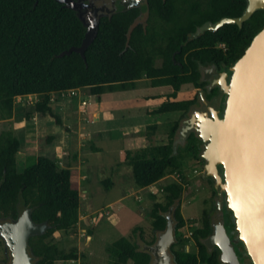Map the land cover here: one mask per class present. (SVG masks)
Listing matches in <instances>:
<instances>
[{
  "label": "trees",
  "instance_id": "trees-1",
  "mask_svg": "<svg viewBox=\"0 0 264 264\" xmlns=\"http://www.w3.org/2000/svg\"><path fill=\"white\" fill-rule=\"evenodd\" d=\"M248 7L249 0H147L143 8L126 10L118 4L114 13L101 16L97 36L83 57L76 51L65 53L81 45L85 37L86 26L77 11L57 0H0V118L12 117L18 96L38 95L37 112L50 113L54 93L89 88L101 96L134 89L146 74L150 86L173 89L153 113L182 114L171 127L168 142L128 149L124 163L132 166L138 187L150 186L169 174H182L185 161L203 160L204 141L191 131L176 144L181 122L202 103V97L213 104L219 91L218 87L208 88L201 68L215 66L222 72L233 65L264 27V7L255 9L242 23L228 22L215 31L205 30L196 37L192 34L207 21L239 17ZM144 9L148 11L146 22H137ZM185 84L195 86V95L176 99ZM20 145L12 130L0 133V219L17 220L21 209L27 207L35 222L47 221L51 228L30 237L29 251L37 264H55L59 258L69 257L50 237L76 223L80 193L73 185L70 167L59 168L49 156H39L19 172ZM164 191L165 202L156 203L151 212L153 228L166 229V214L174 206L176 264H222L220 251H210L202 240L212 232L208 213L204 226L193 233L199 251L182 248L184 184L170 182ZM107 251L112 257L110 264H150L152 257L126 236L114 241Z\"/></svg>",
  "mask_w": 264,
  "mask_h": 264
},
{
  "label": "rangeland",
  "instance_id": "rangeland-1",
  "mask_svg": "<svg viewBox=\"0 0 264 264\" xmlns=\"http://www.w3.org/2000/svg\"><path fill=\"white\" fill-rule=\"evenodd\" d=\"M147 14L143 12L137 22H146ZM83 16L88 20V14L83 12ZM156 64L159 66L160 61ZM172 91L169 86H150L143 74L136 88L130 90L101 96L92 94L89 88L54 93L50 113L37 112L38 95L18 96L12 117L0 118V133L12 130L21 141L19 172L39 156L54 158L59 168L72 170L80 207L76 223L50 237L69 257L59 258L55 264H110L107 247L118 238L129 237L140 247L144 240L155 239L159 232L153 228L151 212L156 203L165 202L164 186L173 181L184 184L182 248L197 252L192 234L201 224L203 199L212 198V189L205 188L207 179L201 177L205 161L188 159L182 174H169L147 187L136 185L132 166L124 163L128 149L168 142L170 129L182 112L156 114L153 109ZM195 93L193 84H185L176 98H191ZM153 125L155 128H149ZM212 201L205 205L212 207ZM27 209L23 207L21 214ZM5 250L6 243L0 236L1 264Z\"/></svg>",
  "mask_w": 264,
  "mask_h": 264
},
{
  "label": "water",
  "instance_id": "water-1",
  "mask_svg": "<svg viewBox=\"0 0 264 264\" xmlns=\"http://www.w3.org/2000/svg\"><path fill=\"white\" fill-rule=\"evenodd\" d=\"M57 1L77 11L86 26L81 45L72 46L65 53L76 51L85 57L87 48L97 36L101 16L114 13L118 7L115 2L112 7L107 3L97 5L95 0ZM142 1L120 0V4L126 10L139 6ZM259 7H264V0H249L243 15L225 17L216 23L207 21L192 37L205 30L215 31L224 23H242ZM83 8L91 9L86 13L88 20L81 12ZM201 69L204 80L209 81L208 88L218 86L219 96H227L226 109L219 117L208 109L210 102L202 97L203 106L194 107L182 120L175 143L183 142L191 131H195L204 141L201 155L206 160L207 173L217 179L218 215L214 231L205 243L208 246L218 243L225 249L224 259L238 264L221 227V204L225 200L236 218L238 238L235 241L244 242L253 264H264V27L253 37L244 54L224 72H219L215 66ZM226 72L230 73L229 82L224 80ZM218 100L215 98L213 105H217ZM217 164L224 167L222 173L217 171ZM173 210L174 206L167 213V227L157 243L146 246L155 256V264H173L168 252L175 241ZM49 228L51 225L47 221L35 222L29 208L15 222H0V235L11 250V264H34L29 239L46 233Z\"/></svg>",
  "mask_w": 264,
  "mask_h": 264
},
{
  "label": "flooded vegetation",
  "instance_id": "flooded-vegetation-1",
  "mask_svg": "<svg viewBox=\"0 0 264 264\" xmlns=\"http://www.w3.org/2000/svg\"><path fill=\"white\" fill-rule=\"evenodd\" d=\"M95 1H96V4L97 5H100V4H103V3H107L110 7H112L114 5V2L117 5V7H118V4H120V0H102V1L95 0ZM146 5H147V0H143L142 3L139 6H141L143 8ZM90 10H91L90 8H83L81 10V12H84L86 14V13H89ZM145 11H147V9H144L143 10V12H145ZM147 13H148V11H147ZM217 45L219 47H222L223 46L222 43H218ZM219 72H221V71H219ZM222 72H224V71H222ZM224 80L226 82H229V80H230V73L229 72H226L225 73ZM214 87H218V86H214ZM219 92H220V88H219L218 94L216 96V98L219 99L218 100V104L217 105H213L209 101L210 102V105H209L208 109H210L211 112L215 113V115L221 117L223 115V112L226 109L227 96L226 95H220L219 96V94H220ZM202 106H203V102L199 106H197V107H202ZM203 160L205 161L204 169H205L206 172L203 171L202 174H201V177H203V179H207L206 180L207 182H205L206 186L204 185L205 188H209L210 187L212 189V194H211L212 195L211 196L212 198L209 199V198L206 197V198L203 199L202 209H201L202 210L201 211L202 217H201V222H200L201 224L197 228V229H199V228H202L204 226V217H205L206 213H208V215L211 218L212 232L206 238L202 239L203 240V243H205V240L214 231V227H215V223H216V218H217V215H218V196H219L220 193H219V188L217 186V179L215 178L214 175H210V174L207 173V170H206V160L204 158H203ZM216 168H217V171L219 173H222L223 172L224 167L221 164H217L216 165ZM224 181L225 180L222 179V182H224ZM222 195H223V197H226V193L223 192ZM209 200H213L212 201V203H213L212 204V207H210V208L207 207V205L209 203ZM205 204H207V205H205ZM221 205H222L221 227L223 229V232H224L226 238L229 240V243H230L231 248H232L233 256L236 258L238 264H253L251 257L247 254V248H246V245L244 244V242H242V241H238V242L235 241V239L238 238V231H237V228H236V218H235V215H234L233 211L227 206L225 200L222 202ZM172 214H173V212H172ZM166 216H167V214H166ZM5 221L15 222L16 220L0 219V222H2V223L5 222ZM174 226H175V222H174ZM156 231H158V230H156ZM164 231H158L159 232V235L155 239H153L152 241L144 240L145 244L142 247H144V249L147 250L148 252H150L151 255H152L150 264H155L156 263V260H155L154 254L151 251H149L148 249H146V246H154L157 243V241L159 239V236ZM174 235H175V231H174ZM192 238L194 240V244H195L196 250L198 252L199 251V244L197 243V241H196L195 237L193 236V234H192ZM142 239H144V238H142ZM175 240H176V238H175ZM146 242H153V243L150 244V245H147ZM173 243L169 247L168 252H169V254L171 256V262L173 264H176V254H175V250L172 247ZM206 246H207V248L210 251L211 250H216V249H218L220 251V261L222 262V264H231V262H229V261H227V260L224 259V255L223 254H224V250L225 249L221 245H219L218 243H214L211 246H208L206 244ZM183 249L186 250V251H188L185 248H183ZM189 252H191V251H189ZM197 252H193V253H197ZM5 253H6V258L3 260V264H11L12 263V254H11V250L9 248H7V246H6ZM33 262H34V264H37V260L35 258H34V261ZM0 264H1V262H0ZM199 264H202V263L199 262Z\"/></svg>",
  "mask_w": 264,
  "mask_h": 264
},
{
  "label": "crops",
  "instance_id": "crops-1",
  "mask_svg": "<svg viewBox=\"0 0 264 264\" xmlns=\"http://www.w3.org/2000/svg\"><path fill=\"white\" fill-rule=\"evenodd\" d=\"M169 87H170V86H169ZM166 98H167V97H166ZM176 99H177V98H176ZM185 99H186V98H185ZM163 101H164V100H163ZM163 101H162V102H163Z\"/></svg>",
  "mask_w": 264,
  "mask_h": 264
}]
</instances>
